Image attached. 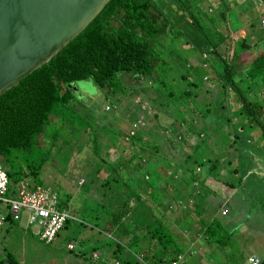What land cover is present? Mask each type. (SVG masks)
I'll return each instance as SVG.
<instances>
[{
	"label": "rangeland",
	"instance_id": "obj_1",
	"mask_svg": "<svg viewBox=\"0 0 264 264\" xmlns=\"http://www.w3.org/2000/svg\"><path fill=\"white\" fill-rule=\"evenodd\" d=\"M155 1L170 21V26L159 38L160 44L157 40L152 43L163 60L159 72L166 81V88L150 78L129 75H125L122 81H116L109 89L101 88L92 79L69 84L74 97L63 107V115L57 126L63 125L62 130L51 151L44 153L46 161L39 173V181L57 192L59 202L70 213L74 212L75 220L67 222L52 244L43 243L33 234L37 228L35 224L28 223L26 215L11 226L5 221L0 226V259L4 258L6 252H11L20 264H63L64 256L87 264L92 255V246L87 243L88 238L81 246L80 237H85L91 230L93 235L99 237L90 235V242L105 245L98 248L99 253L106 246L113 248L120 238L121 225L113 229L111 225L109 227V220L114 211L127 203L129 215L121 222L129 228V238L135 234L143 237L145 227L140 224V218L148 220L150 226L159 218L181 243L203 241L205 235L200 231L201 221L208 223L219 216L229 226L231 233L223 237L228 241L223 249L218 248L219 260L214 264H245L249 254L259 255L264 260V209L259 204L262 198L259 194L256 197L248 195L250 187L255 188L259 181L248 182L246 190L240 186L228 189L223 187L222 182H234V174L222 170L219 171V180L201 183L207 172L204 167L200 168L201 171L196 168L199 181L202 179L199 184L201 198L196 197L199 188L193 183L186 186L176 180L187 175L185 159L197 148V135L201 134L189 129L188 122L193 120V128L200 129L204 123L198 110L211 107L210 102L216 101L220 94L210 65L212 63L219 68L218 60L208 53L211 63L207 67L202 66L201 50L208 47L202 38L203 31L209 39H214L212 31L216 32L218 39L225 35L226 49L223 55L234 68L240 69L264 44L263 39L257 47L251 46L238 58L231 57L236 41L252 43L260 37L264 38L262 0H229L230 5H234L231 11L234 16L229 14L227 22L213 15V11L216 12L213 8L220 0H185L193 10L201 13L200 17L205 23L199 30L201 34L189 23L186 12L176 8L174 1ZM192 81L197 82L198 89L193 88ZM185 89L190 91L193 99H187L182 104L179 99L181 91ZM229 94L233 95L234 92L229 91ZM229 94L225 105L230 115L234 106ZM181 110L184 118L180 116ZM217 112L218 108L215 107L210 114ZM140 119L146 123L143 139L149 144L145 143V150H141V142L125 140L131 124ZM208 121V133H212L220 121ZM171 130L181 139L176 140L175 135L169 136ZM43 139L41 142H46ZM209 143L216 155L227 154L228 149H218L213 137ZM153 145H157L156 148ZM46 149L43 147L41 151ZM258 160L256 156V166L260 168L262 165ZM30 183L33 184V181ZM229 192L230 197H226ZM196 202L201 208L192 210ZM222 209L227 210L226 215L221 213ZM5 211L0 206V212ZM103 224L107 230L99 232L96 226L102 228ZM68 242L74 244L73 250L67 248ZM84 255L87 256L86 260H83ZM118 255L123 257L124 252ZM113 259L110 255L107 262H113ZM69 264H73V261Z\"/></svg>",
	"mask_w": 264,
	"mask_h": 264
},
{
	"label": "trees",
	"instance_id": "obj_2",
	"mask_svg": "<svg viewBox=\"0 0 264 264\" xmlns=\"http://www.w3.org/2000/svg\"><path fill=\"white\" fill-rule=\"evenodd\" d=\"M172 1L176 3L177 9L186 12L190 19L189 23L194 29L197 32L201 30V26L205 23L200 17V11L193 10L191 4L185 3V0ZM262 3L264 7V0ZM233 7L229 0H220L217 7L213 8L216 12L212 10L213 15L227 22ZM169 26L170 21L166 13L155 0H126L123 7L116 10L114 17L94 29L91 37L85 38L82 45H74L71 52L65 50L64 57L26 75L0 97V164L6 171L11 191H14L22 180L41 184L39 173L46 161L44 153L51 151L56 143L63 126L57 127L63 115V107L74 97L69 84L92 79L101 88L109 89L116 81H122L125 75H129L150 78L160 87L166 88V81L159 72L163 60L161 54L152 47V43L153 40L159 42V38ZM200 32L198 33L201 34ZM212 32L214 39H209L204 31L202 34V38L208 44L207 48L201 50V57L205 61L202 62V66L207 67L211 63L207 57L209 54L218 60L219 68L212 63L210 65L213 78L217 79L220 94L216 101L210 102L211 107L205 106L204 110H198L204 123L200 129L193 128V120L188 122L189 129L201 134H198L200 137L197 135L199 141L197 148L185 159L187 175L176 180L186 186L193 183L200 189L196 197L201 198L202 189L199 184L206 180H219V171L222 170L224 173L235 175L234 182H222L223 187L228 189L240 186L242 190H246L245 186H249L248 182L259 181L255 188L250 187L248 195L256 197L259 194L262 198L259 204L264 209V44L240 69H236L223 55L226 49L225 35L222 34L218 39L216 32ZM263 39L260 37L252 43L245 40L236 41L232 48V59L238 58L251 46L257 47ZM180 76L184 77V74ZM173 79L174 77L171 78ZM191 83L193 88H199L196 81ZM229 91H233L234 94L230 95ZM227 94L231 96L229 98L232 99L234 106V111L230 115L225 105ZM187 99L193 97L190 91L185 89L181 91L179 100L183 104ZM215 107L218 108L217 114H210ZM181 115L184 118L182 110ZM234 118L237 120H233ZM208 120L220 121L218 127L212 129V133H208ZM145 131L146 123L139 130V135L132 138L133 142H141V150H145L143 148L145 143L149 144L143 139ZM253 131L256 133L253 134ZM168 135H175L176 140L181 139V136L172 130ZM42 137L46 142H41ZM212 137L218 149L223 147L228 149L227 154L219 156L212 151L209 143ZM156 146L153 145L155 148ZM43 147L47 148L46 151H41ZM256 156L260 160L258 163L262 165L260 168L256 166ZM201 167L206 169L207 176L201 179L200 183V175L197 174L196 168L201 171ZM230 195L229 192L226 197ZM58 205L60 208H65L59 201ZM194 206L192 210L201 208L198 202ZM127 215L129 208L127 203H124L122 208L112 213V219L109 220V227L111 225L113 229H117L116 226L120 224L125 230L124 234L121 231L119 234L120 239L126 241L125 246H122L123 243H115L119 248L118 252H124L125 255L121 260L120 255H116L115 257L118 258L116 261L120 264H143L131 254L139 249L141 239L149 242V246L144 249L147 253L142 255L145 260L150 261V264L169 263L175 259L177 252L181 251L180 245L167 224L156 218V223L150 226L148 220L140 218V224L145 227L143 237L135 234L129 240H125L123 235L128 234L129 228L121 220L124 221ZM68 220H75V217ZM68 220L62 228L66 226ZM6 222L15 223L8 215ZM201 225L204 227L203 234L209 242L222 248L226 246L228 240L223 237L228 236L231 231L219 216L213 217L208 223L201 221ZM96 228L99 232L103 229L107 230L104 224L102 228L97 226ZM98 247L96 244L92 246V250ZM0 264H20V262L13 253L6 252L4 258L0 259Z\"/></svg>",
	"mask_w": 264,
	"mask_h": 264
},
{
	"label": "water",
	"instance_id": "obj_3",
	"mask_svg": "<svg viewBox=\"0 0 264 264\" xmlns=\"http://www.w3.org/2000/svg\"><path fill=\"white\" fill-rule=\"evenodd\" d=\"M126 0H0V97L72 51Z\"/></svg>",
	"mask_w": 264,
	"mask_h": 264
},
{
	"label": "built area",
	"instance_id": "obj_4",
	"mask_svg": "<svg viewBox=\"0 0 264 264\" xmlns=\"http://www.w3.org/2000/svg\"><path fill=\"white\" fill-rule=\"evenodd\" d=\"M144 124L141 119L133 122L125 140H131L138 136L139 130ZM58 201V194L52 187L43 184H31L25 180L20 181L14 191H11L6 171L0 164V206L6 209L4 213L0 212V226L6 221V215L13 222L20 221L22 216L26 215L28 223L35 224L37 228L33 234L43 243L50 244L66 220L74 219V216L67 209L59 207ZM221 213L226 215L227 210L222 209ZM68 248L73 249L74 244H68ZM134 255L143 264H149V261L145 260L142 254L136 253ZM97 256L98 253H92L94 259ZM181 259L182 255L177 254L171 264H177ZM114 264L120 263L115 261ZM246 264H262V258L259 255L251 254L247 257Z\"/></svg>",
	"mask_w": 264,
	"mask_h": 264
},
{
	"label": "crops",
	"instance_id": "obj_5",
	"mask_svg": "<svg viewBox=\"0 0 264 264\" xmlns=\"http://www.w3.org/2000/svg\"><path fill=\"white\" fill-rule=\"evenodd\" d=\"M71 214L74 215V212H71ZM6 224L11 226L14 223H12V224L6 223ZM226 227H228V229H230L228 225H226ZM198 228H196V229H198ZM200 228H201L200 231H204V227L202 225H201ZM119 229H121L120 231L122 232V234H124L123 232L125 230L123 228H121V226H119ZM89 231L91 233L88 232L86 235H84L85 237H80V239H79L80 245L83 246L86 243L85 240H87V238H88L87 243H90L91 246H94V245L97 244L99 247L100 246L101 247L102 246L104 247L105 245L102 244V242H100V243L99 242H96V243L90 242V237L89 236L90 235H93V234H92V231L91 230H89ZM93 236H97V235H93ZM97 237H99V236H97ZM123 237L126 238L125 240H129V235L128 234H125ZM175 239L177 240V238H175ZM203 239H204L203 241L202 240L201 241L200 240H198V241L197 240L196 241L193 240L192 242L186 243V244H185V242L181 243L180 241L177 240V243L180 245V250H181V251H179V253L177 252V254H181L182 255V259L177 264H180L185 258L187 260H186V262H184V264H214L216 260H219V257L217 256V253H218L217 251L219 250L218 248H220V249H223V248L220 245H216L214 243L209 242L206 237L203 238ZM120 240H121L120 238L118 240H116V243H120V244L123 243L122 246H125L124 244L126 243V241H124V240L123 241L122 240L120 241ZM68 244H73V243L68 242L67 243V248H68ZM148 246H149L148 240L141 239L140 240V247L135 252L137 254H142V253H145L146 254L147 252L144 249L147 248ZM73 249H69V250H73ZM118 251H119V248L116 245L113 248H111V246L110 247H107L106 246L105 249H104V251H102V253H99L98 252V249L92 250L91 251V254L93 252H96V253H98V256H97V258L94 259L92 257V255H91L90 258H89V262L87 264H106V262L108 260V257L110 255H111V257L114 258L113 259V262L111 261V262H107V263L114 264L115 261L118 259L115 256L118 255V253H122L121 251L120 252H118ZM128 251L131 252L130 250H128ZM136 253H133L132 252L131 254L134 255ZM104 254H105V256H104ZM80 257H83V256H80ZM83 258H84L83 260H86L87 259V256L84 255ZM121 258H122V256H120L119 259L121 260ZM71 260L73 261V264H86L82 260L77 261L76 258L71 259L70 256H64V263L63 264H69ZM149 264H150V261H149ZM162 264H171V262H169V263H162ZM262 264H264L263 258H262Z\"/></svg>",
	"mask_w": 264,
	"mask_h": 264
}]
</instances>
